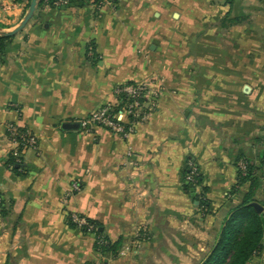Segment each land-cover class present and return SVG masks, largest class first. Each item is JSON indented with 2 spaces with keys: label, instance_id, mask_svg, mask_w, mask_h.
Returning a JSON list of instances; mask_svg holds the SVG:
<instances>
[{
  "label": "crops",
  "instance_id": "crops-1",
  "mask_svg": "<svg viewBox=\"0 0 264 264\" xmlns=\"http://www.w3.org/2000/svg\"><path fill=\"white\" fill-rule=\"evenodd\" d=\"M26 11L27 1L0 0L3 30ZM130 83L157 96L128 137L62 128ZM10 125L35 142L19 171L7 165L18 150ZM263 137L264 0L37 6L0 59V264H198L249 190L233 193L240 150L259 166ZM189 163L202 184L188 191ZM256 199L264 213V186ZM70 213L128 251L101 255ZM248 264H264V251Z\"/></svg>",
  "mask_w": 264,
  "mask_h": 264
},
{
  "label": "trees",
  "instance_id": "trees-1",
  "mask_svg": "<svg viewBox=\"0 0 264 264\" xmlns=\"http://www.w3.org/2000/svg\"><path fill=\"white\" fill-rule=\"evenodd\" d=\"M14 2L27 1V9L30 4V0H13ZM60 0H39L38 7L49 6L57 7V3ZM68 3L75 2H92L97 5L98 3L110 2L117 8L118 0H65ZM233 2V0H229ZM0 28L4 27L0 24ZM14 37H3L0 36V59L3 58L5 54V49L7 45L13 40ZM127 85H134L133 83ZM126 86V85H123ZM123 86L119 87L122 88ZM118 103L113 106L112 112L117 113L123 106L131 102L130 99L124 94L118 96ZM141 102H146V99L142 98ZM16 127V126H15ZM17 134L12 136V133L8 131V135L11 140L18 143L17 152H12L11 159L7 165L13 169V171L20 170V160L21 151L31 136L28 132L23 129L16 127ZM256 144L262 147V154L260 157V164L257 166L252 158L248 157L244 151L240 150L237 165H238V180L237 186L233 191L234 195L239 192V189L244 185H249V190L242 195L238 203H235L233 207L230 208L228 216L225 218L221 228L219 230L217 240L210 247L209 252L206 257L203 258L198 264H248L249 261L257 254H261L263 250V239H264V213H257L255 209L250 205L251 203L257 202L256 193L260 187L264 186L262 179L264 178V137L256 139ZM243 162L246 165V172L243 174L242 170L239 168V163ZM190 173L188 167L185 172L186 176ZM194 184H187L185 182V189L189 191L190 188L200 186L202 184V177L197 169V175L193 176ZM206 189L203 188L202 194H198L196 200L199 202V206L203 209L208 207V201L205 199L203 193L205 194ZM88 222V226L93 228L89 231L87 226L79 227L72 223L70 220L68 223L75 227L80 228L86 233L93 234L95 237L94 247L97 252L101 255L110 258H117L123 248L122 240L110 241L104 236L103 232L100 230V225L96 221L85 218ZM106 264V262H105Z\"/></svg>",
  "mask_w": 264,
  "mask_h": 264
},
{
  "label": "built area",
  "instance_id": "built-area-1",
  "mask_svg": "<svg viewBox=\"0 0 264 264\" xmlns=\"http://www.w3.org/2000/svg\"><path fill=\"white\" fill-rule=\"evenodd\" d=\"M68 2L65 0H60L57 5H67ZM121 94H124L131 100V102L127 103L123 106L117 113L112 112L113 106L116 103L103 106L93 112L89 118L82 121L83 128H89L90 126H99L108 129L109 131L121 135L123 137H128L130 134L134 132V130L143 123L149 111H151L152 106H147V102H141V99L153 96L155 98V94L152 93L150 90V86L147 83H138L134 85H126L122 88H118L116 90L117 97ZM118 99V98H117ZM8 131L12 133V136L17 134L16 127L14 125H10L8 127ZM15 142V141H14ZM17 143V142H16ZM18 144V143H17ZM28 145L34 146L35 142L33 140H29ZM239 168L242 170L243 174L246 172V165L243 162L239 163ZM188 169L190 173L186 176L185 182L187 184H194L193 176L197 175V168L192 164L189 163ZM70 192H80V186L77 183L72 184ZM68 219L76 224L79 227H88L89 231H92L93 228L88 226V222L86 219L78 214L70 213ZM263 250H264V239H263ZM128 249L124 248L120 252V255H124Z\"/></svg>",
  "mask_w": 264,
  "mask_h": 264
},
{
  "label": "water",
  "instance_id": "water-1",
  "mask_svg": "<svg viewBox=\"0 0 264 264\" xmlns=\"http://www.w3.org/2000/svg\"><path fill=\"white\" fill-rule=\"evenodd\" d=\"M38 1L39 0H30L29 7L21 20V22L15 26L14 28L10 30H3L0 28V36L3 37H14L17 35L19 32H21L27 24L31 21V19L34 17L35 11L38 6ZM62 128L65 130H81L82 129V124L81 122H67L62 125ZM257 213H261L263 211V207L259 205L258 203H251L250 204Z\"/></svg>",
  "mask_w": 264,
  "mask_h": 264
},
{
  "label": "rangeland",
  "instance_id": "rangeland-1",
  "mask_svg": "<svg viewBox=\"0 0 264 264\" xmlns=\"http://www.w3.org/2000/svg\"><path fill=\"white\" fill-rule=\"evenodd\" d=\"M103 5H105V6L107 5V6H109V7H112V3H110V2L107 3V1H106V2L102 1V2L98 3V4L96 5V7L99 8V6H103Z\"/></svg>",
  "mask_w": 264,
  "mask_h": 264
}]
</instances>
